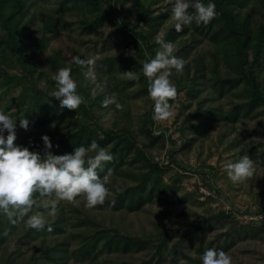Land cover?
<instances>
[{"label":"trees","instance_id":"16d2710c","mask_svg":"<svg viewBox=\"0 0 264 264\" xmlns=\"http://www.w3.org/2000/svg\"><path fill=\"white\" fill-rule=\"evenodd\" d=\"M125 2L130 6L123 8ZM164 2L169 7V0H0V54L7 60L5 63L17 70L11 74L0 67V111L15 118L14 144L27 146L30 151L42 150L41 137L47 136L53 146H58L54 155L70 153L74 147L86 146L93 140L106 147L112 159L104 162L103 169L97 170L98 175L123 177L120 172L128 167L125 170H129L133 184L113 193L100 208L137 212L153 200L175 206L186 198L182 203H188L186 195L176 197L177 179L169 185L161 181L160 176L171 167L182 173L199 174L201 186L210 192L200 200L202 195L197 188L192 204L219 200L222 194L214 186L211 168L195 171L175 157L196 141L198 134L215 125L227 127L232 133L230 141L239 147V154L264 165V143L252 140L256 134L264 140V0H213L219 15L207 25L195 24V32L189 37L187 47L196 49L194 57L191 58L185 48L174 52L185 63L182 72H173L170 77L177 92L169 101L170 105L183 93L186 107L190 108L192 101L195 107L180 119L172 142L174 147L167 151L166 164L153 160L147 145L132 130V123L126 118L128 95L121 96L117 91L110 106L102 105L111 88L105 74H102L105 78H101L100 73L95 81H90L84 76L86 66L77 65L76 60L65 64L59 52L49 46L50 38L56 39L59 34L76 40L83 36L88 40L97 38L98 31L108 23L113 27L112 32L131 40L134 51L129 55L105 56L98 66L103 67L106 75L114 77V62L119 59L140 72L142 62L154 56L159 47L155 42L157 36L166 40L171 33L169 27L164 32L161 29L165 14L154 9ZM129 16L132 24H128ZM112 32L103 42L109 41ZM40 60L52 75L61 68H71L77 91L84 97L76 110L59 109V103L50 96L54 90L52 75L39 71ZM138 82L141 87L135 92L148 95L147 81L141 72ZM13 87L19 88L14 97L9 95ZM116 103L121 107L116 108ZM152 104L140 120L145 140L165 141V132L156 128L151 118ZM12 106L17 111L10 113ZM109 107L113 108L111 116L119 115L124 120L122 123L113 118L110 125L104 124ZM22 118L28 121L27 129L19 126ZM255 121V126H249ZM236 124L243 126L241 131H233ZM224 134L226 136V132L221 136ZM251 141L255 148L251 147ZM258 146L263 147L260 153ZM138 162L141 163L136 165ZM82 197L58 202L53 215H48L43 208H34L32 214L41 212L45 219V227L39 232L26 228L23 220L13 223L15 217L10 219L0 214V264H68L71 260L82 264L95 260L99 254L131 249L135 253L145 252L146 257L138 263L120 264H200L199 257L205 249H225L240 236L238 232L211 235L213 227L223 220H232L230 204L229 210L217 209L214 213L205 207L200 214L189 210V218L173 227L156 223L147 234L136 236L111 226L100 227L88 215L76 216L72 223L73 215L77 214L73 203ZM187 207L188 204L185 209ZM244 213L261 215L264 224V205L255 213ZM180 215L169 208L165 213L166 220ZM99 228H102L100 232ZM37 240L39 247L30 250L29 244Z\"/></svg>","mask_w":264,"mask_h":264},{"label":"rangeland","instance_id":"374dc122","mask_svg":"<svg viewBox=\"0 0 264 264\" xmlns=\"http://www.w3.org/2000/svg\"><path fill=\"white\" fill-rule=\"evenodd\" d=\"M129 6L130 4L128 2L123 4V8ZM170 7V5L169 7H166L165 2L162 3L161 7H154L156 12L165 14L161 26L163 32L166 30V27L171 28V33L166 38V41L174 43L175 51L179 48H185L187 52H189V56L193 58L196 49L194 47H187V45L189 43L190 35L195 32V23L187 27H182L180 32H176L173 27L175 22L170 19ZM189 11H191V9H189ZM131 18L132 17L129 16L128 24H132ZM112 30L113 27L110 24L105 23L104 27L98 31V37H91V40H88L85 36L80 40H76L69 38L66 35L59 34L56 39L53 38V36L50 38L49 46L54 47L57 52H59L63 57L65 64H72V62L77 60V57L81 59H93L92 67L95 77L100 73L102 76L104 73L105 75H103L109 79L111 83V88L109 89L110 93L106 94V98L111 102L107 105L110 106V104L114 102L117 91H120L121 96L127 94L129 97L126 99L128 102L129 113L128 116L125 117L129 118V121H131L132 130L136 131L138 134L137 138L142 139L147 145V150L153 160L165 163L167 160L166 157L168 156V149L174 147L172 142L177 136L175 129L177 128L180 119L195 107V102L192 101L189 103L190 108H188L185 105L186 96L183 93L179 94L177 101L175 100L171 106L173 116L164 121H154L156 128L165 132V135L167 136L166 140H159L157 142H152L150 139L145 140L140 120L152 100L148 95H141L135 92L141 87L138 79H126L121 75L122 72L128 70L138 73V75L140 72L125 65L119 59L114 62L115 65L112 71L114 77H111L108 74L106 75L103 71V67L98 66L100 64V59H103L105 56L129 55L134 51V48L130 43L131 40L128 37L123 38L116 32H112ZM110 32H112V34H109V41L103 42ZM160 32L161 30L159 33ZM93 44H95V46H92ZM6 61L7 60L2 59V55L0 54V67L5 68L6 71L11 74L16 73L17 70L8 65V63H5ZM38 69L39 71L41 70L47 73L49 76L52 75V72L43 60L38 62ZM104 76L101 78H105ZM41 82L43 83V78L41 79ZM122 87L124 88L122 89ZM103 90L104 89H102V91ZM18 91L19 88L13 87V89L10 90L9 95L14 97L18 94ZM5 99L8 100L9 97L6 96ZM10 110V113H13L17 111V108L12 106ZM112 112V107H109L105 111V118L103 119L105 120L104 124L106 126L111 124L113 118L119 123L124 121L119 115L116 117L111 116ZM256 122L257 121L250 123L249 126H255ZM242 127V125L236 124L233 131H241ZM258 128L260 129V125ZM225 132L226 136L225 134L224 136H221V133ZM155 133L158 134V131ZM196 138V141L188 145L184 151L176 154V160L189 166L195 171H200L201 168L205 167L211 168L214 178V186L222 194L219 197V200L217 199L214 202H208L204 205L192 204L191 202L196 200L194 192L197 188L198 193L200 188L205 192L209 191L201 186V178L199 174L190 173V171L182 173L181 170L171 167L160 176L161 181L169 185L177 179V182L174 184L177 189L176 197L184 198L182 196L186 195L188 203H182L186 198L178 201L175 206H167L161 204L158 200H153L152 203L144 205V207L137 212L100 208L99 206L101 204H104L107 200L112 198L113 193L133 184L128 175L129 170H125L128 167H123V170L125 171L122 170L120 172L123 174V177H120L119 175H110L106 177V187L109 191L103 203L97 204L93 207H85L83 197L73 203V206L77 209V214L73 215L72 223H74L76 216L88 215L90 218L94 219L100 227L101 225L106 227L111 226L116 229L118 228L124 234L141 236L147 234V231L151 230L152 226L156 223L168 224V227H173L179 222L187 220L189 218L187 214L189 210L196 214H200L202 208L205 207L207 211L214 213L217 209L226 210V205L230 204L233 215L232 220H223L220 224L213 227L211 235L214 237L215 234L220 235L233 232H238L240 234V236L233 240L227 248L222 249L231 257V264H264V224L261 223V215L252 214V216H249L244 213L245 211L255 213L260 207H262V205H264V165L254 161V175L243 183L234 184L227 179L224 165L229 161L237 160L243 155L239 154V147L234 146L232 141H230L233 138L232 133L228 131L227 127L223 128L220 125H215L205 133L198 134ZM253 138L252 140L264 143V140L258 137L257 134ZM250 145L255 148L254 142L251 141ZM262 149L263 147L260 148V146H258L257 152L260 153ZM140 163L141 162H138L136 165H139ZM200 200H202V197ZM187 204L188 209H185ZM65 205H63V207ZM168 208L169 210L173 209L177 211L181 215L178 217H171V220H166L167 217L165 216V213ZM249 222H253V224L251 223L250 226L247 225ZM101 230L102 228L98 229L99 232ZM39 245V240L32 241L28 248L33 250L34 248L39 247ZM29 253L32 254V251ZM144 257H146V255L143 251L135 253L133 249L126 252L119 250L117 252L99 254L95 260H90L82 264H120L121 262L138 263ZM68 264L79 263H73L71 260Z\"/></svg>","mask_w":264,"mask_h":264},{"label":"clouds","instance_id":"9594fccd","mask_svg":"<svg viewBox=\"0 0 264 264\" xmlns=\"http://www.w3.org/2000/svg\"><path fill=\"white\" fill-rule=\"evenodd\" d=\"M170 19L174 30L193 23L207 25L219 15L213 0H169ZM191 9V11H189ZM159 46L154 56L142 62L140 72L147 81V93L152 100V119L164 121L173 116L170 100L177 95L175 85L170 81L173 72L180 73L185 61L176 55L175 45L157 36ZM77 65L86 66L84 76L95 81L93 59H77ZM121 75L126 79H138V73L130 70ZM54 90L50 96L59 103V109L76 110L84 97L77 91L71 68H61L51 76ZM95 92L93 90L92 95ZM111 101L105 99L102 105ZM120 108V104H115ZM19 126L27 129L28 121L19 120ZM16 139L15 118L0 111V214L13 223L23 220L25 227L39 232L45 227L41 212L32 214L34 208H43L53 215L60 201H73L83 196L85 207L104 202L108 194L106 177L98 175L104 162L112 159L110 151L95 140L86 146L81 144L72 152L54 155L58 146H53L47 136L41 137L43 149L29 150V147L14 144ZM227 179L232 183H243L254 175L255 162L248 156H240L224 165ZM47 198V199H45ZM26 218V219H25ZM200 264H231V257L223 250L207 248L199 257Z\"/></svg>","mask_w":264,"mask_h":264},{"label":"built area","instance_id":"2783aa9c","mask_svg":"<svg viewBox=\"0 0 264 264\" xmlns=\"http://www.w3.org/2000/svg\"><path fill=\"white\" fill-rule=\"evenodd\" d=\"M199 193L202 195V198L205 197V196H208L210 194L209 192H205L202 188H200ZM229 207H230L229 204H227L225 209L229 210Z\"/></svg>","mask_w":264,"mask_h":264}]
</instances>
